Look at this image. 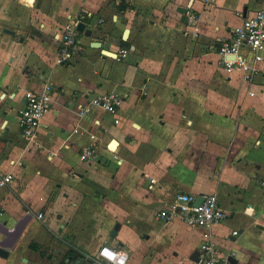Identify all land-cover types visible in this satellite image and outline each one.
<instances>
[{
    "label": "crops",
    "instance_id": "1",
    "mask_svg": "<svg viewBox=\"0 0 264 264\" xmlns=\"http://www.w3.org/2000/svg\"><path fill=\"white\" fill-rule=\"evenodd\" d=\"M186 8L198 15L197 34ZM262 8L264 0H0V169L13 174L0 188V264H88L103 244L126 250L119 226L109 234L117 217L97 230L88 217L119 197L126 178V206L134 195L155 209L144 233L154 264H198L190 257L206 242L232 264H264V53L247 83L223 70L217 51ZM77 17L91 34L79 33L71 59L56 64L58 35ZM45 81L54 90L34 143L18 109L22 91ZM112 91L123 97L118 124L101 108L79 113ZM92 142L96 158L81 160ZM178 190L216 193L228 217L210 229L157 220Z\"/></svg>",
    "mask_w": 264,
    "mask_h": 264
},
{
    "label": "built area",
    "instance_id": "2",
    "mask_svg": "<svg viewBox=\"0 0 264 264\" xmlns=\"http://www.w3.org/2000/svg\"><path fill=\"white\" fill-rule=\"evenodd\" d=\"M186 23L193 34L199 31L198 15L191 9H185ZM81 19L69 18L62 31L58 35L55 63H67L73 54L78 42L79 32L76 28ZM221 57L223 70L229 74L239 72L247 83L251 82L258 72L256 63L264 53V8L253 11L244 16L241 22L235 25L229 36L221 41L217 47ZM127 49L121 48L115 54V59L121 60L126 57ZM53 85L45 81L39 91L25 89L22 91L23 103L18 109V121L22 135L29 141L37 143V133L41 120L49 109ZM123 97L117 92H106L96 96L85 106L79 109L82 115L97 107L105 110L114 117V123L118 124L120 119L117 116L118 109ZM76 131V129L74 130ZM91 138H95L91 135ZM81 160L89 161L96 158L94 143L82 147L79 153ZM13 180L10 171L0 169V188L8 186ZM202 200L197 204V198ZM41 217L42 214L37 215ZM228 217V213L221 207L216 193L196 195L186 191L178 190L167 201L165 206L159 208L155 218L167 223L174 219L182 221L190 227H201L210 229L215 223H219ZM233 231L232 234H237ZM88 264H127L128 252L122 247L101 245L97 252L88 256ZM198 264H232L226 257H221L218 250L210 242L203 243L200 247ZM69 264H77L75 261Z\"/></svg>",
    "mask_w": 264,
    "mask_h": 264
},
{
    "label": "rangeland",
    "instance_id": "3",
    "mask_svg": "<svg viewBox=\"0 0 264 264\" xmlns=\"http://www.w3.org/2000/svg\"><path fill=\"white\" fill-rule=\"evenodd\" d=\"M120 184H122L123 189L118 191L119 197L115 198L111 195L105 199L103 205L97 204L95 210H90L89 221H91L92 227L97 230L102 229L101 225L104 222L109 224V220L117 217L113 227L117 223L119 224L117 240L124 244V248L128 252L127 264H154L156 261V259H153L154 250L144 240V233L156 221L153 218L154 206H151L148 200L140 199L134 195H131L133 202L128 203V206H126L127 202L122 196L127 193V190L133 189L134 181L126 178ZM110 239L115 240L116 238L110 237ZM87 246L92 247L94 244H87ZM24 264L26 263L24 262Z\"/></svg>",
    "mask_w": 264,
    "mask_h": 264
},
{
    "label": "water",
    "instance_id": "4",
    "mask_svg": "<svg viewBox=\"0 0 264 264\" xmlns=\"http://www.w3.org/2000/svg\"><path fill=\"white\" fill-rule=\"evenodd\" d=\"M77 30L79 33H84L85 35H90L91 34V31L89 29H85V23L83 21H79L77 23V26H76ZM6 32L8 33H11L13 34L14 31L13 30H10V29H5ZM92 45L96 46V47H99L100 46V43L98 42H93ZM202 200V197L199 196L196 200V203L198 204L200 201ZM119 224L117 223L113 229L111 230L110 232V235L111 236H115L116 235V230L118 228ZM8 255V249L6 248V246H3L1 243H0V256L1 257H7ZM198 255H199V251L196 249L193 251V254L191 255L190 259L195 261V262H198ZM227 260L230 262V263H235V259L234 257L230 256L227 258Z\"/></svg>",
    "mask_w": 264,
    "mask_h": 264
},
{
    "label": "bare ground",
    "instance_id": "5",
    "mask_svg": "<svg viewBox=\"0 0 264 264\" xmlns=\"http://www.w3.org/2000/svg\"><path fill=\"white\" fill-rule=\"evenodd\" d=\"M109 148L114 150L116 148V142L112 141L110 144H109Z\"/></svg>",
    "mask_w": 264,
    "mask_h": 264
},
{
    "label": "trees",
    "instance_id": "6",
    "mask_svg": "<svg viewBox=\"0 0 264 264\" xmlns=\"http://www.w3.org/2000/svg\"><path fill=\"white\" fill-rule=\"evenodd\" d=\"M80 35V34H79Z\"/></svg>",
    "mask_w": 264,
    "mask_h": 264
}]
</instances>
